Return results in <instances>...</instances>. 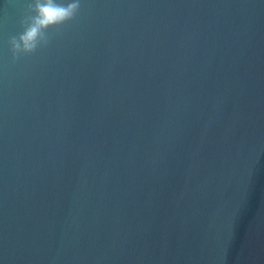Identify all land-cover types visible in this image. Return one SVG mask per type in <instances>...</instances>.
Masks as SVG:
<instances>
[{
  "label": "water",
  "instance_id": "95a60500",
  "mask_svg": "<svg viewBox=\"0 0 264 264\" xmlns=\"http://www.w3.org/2000/svg\"><path fill=\"white\" fill-rule=\"evenodd\" d=\"M30 3L0 0V264H264V0H78L25 53Z\"/></svg>",
  "mask_w": 264,
  "mask_h": 264
},
{
  "label": "clouds",
  "instance_id": "9594fccd",
  "mask_svg": "<svg viewBox=\"0 0 264 264\" xmlns=\"http://www.w3.org/2000/svg\"><path fill=\"white\" fill-rule=\"evenodd\" d=\"M78 6V0H31L32 14L18 37L19 49L25 53L32 51L47 27L71 18ZM16 47L14 45V50Z\"/></svg>",
  "mask_w": 264,
  "mask_h": 264
}]
</instances>
